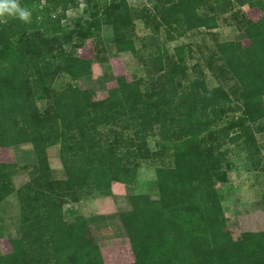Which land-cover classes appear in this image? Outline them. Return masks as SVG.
<instances>
[{
  "label": "trees",
  "instance_id": "16d2710c",
  "mask_svg": "<svg viewBox=\"0 0 264 264\" xmlns=\"http://www.w3.org/2000/svg\"><path fill=\"white\" fill-rule=\"evenodd\" d=\"M237 1L259 7L263 17L253 21L242 13L249 45L218 44L223 61L214 69L218 85L210 88L199 77L184 86L175 77L181 68L174 65L171 80L157 94L143 95L131 81L101 101L88 90L50 88L59 69L77 78V70L87 73L89 65L47 44L51 34L66 31L60 22L50 31L41 25L43 31L30 39L1 24L0 147L32 143L38 173L16 190L8 163L2 164L0 205L12 195L19 199L21 235L12 240L10 253L0 255V264H103L87 222L67 220L64 204L103 192L104 183L133 184L142 161L153 155L147 138L157 127L173 158L157 171L159 195L132 194L131 209L120 213L133 264H264V229L234 237L217 189L228 181L231 166L225 144H255V127L264 120V0ZM206 5L214 8L208 0H156L140 9L129 0L93 2L89 10L95 22L77 34L93 36L105 12L113 20L117 50L135 51L136 20L153 33L164 29L172 40L213 25L214 15L203 12ZM123 129L133 135L127 137ZM55 144L66 172L61 180L53 179L48 153Z\"/></svg>",
  "mask_w": 264,
  "mask_h": 264
},
{
  "label": "rangeland",
  "instance_id": "374dc122",
  "mask_svg": "<svg viewBox=\"0 0 264 264\" xmlns=\"http://www.w3.org/2000/svg\"><path fill=\"white\" fill-rule=\"evenodd\" d=\"M101 1L20 0L21 6L31 12L29 22L6 16L3 18L6 22H0V26L7 25L13 31L20 29L30 39L39 32L41 25L50 31L60 22L66 31L51 34L46 40L47 44L57 53L66 52L72 57L86 59L89 65L84 63L87 73L82 74L81 69L77 70V78L67 70L59 69L50 88L58 91H69L71 87L88 90L94 100L101 101L118 91L122 84L131 81L138 82L143 95L157 94L162 85L171 80V67L174 65L181 68L175 77L184 86L199 77L205 78L210 88L218 85L214 69L223 63L218 44L240 41L249 45L251 40L243 30L242 13L253 21L263 17V10L259 7L248 4L242 7L237 0H208L214 8L206 5L203 12L214 15L212 26L185 31L168 40L164 29L159 30L158 34L153 33L140 20H136L132 31L136 50L120 52L115 46L113 20L108 13L102 12L100 15L101 27L93 36L82 38L77 34L79 30L93 25L95 19L89 5ZM155 2L129 0L133 9L152 7ZM160 59H163V65ZM102 130L107 132L110 128L104 127ZM122 132L127 137L133 135L129 129ZM254 135L255 144L252 142L250 147L245 140L225 144L231 166L228 181L217 184L227 227L234 237H240L245 231L264 229V120L255 127ZM147 148L153 155L142 161L133 184L104 183L101 184L103 192L98 191L76 202L67 201L64 204L67 220L81 217L87 222L89 234L100 248L103 264H133L136 260L120 213L131 209L129 196L132 194L146 193L158 197L157 171L173 160L160 141L158 127L147 138ZM48 153L53 179H65L59 144L50 146ZM4 162L12 171L13 188L16 190L38 173L37 155L32 143L0 147V170ZM20 207L21 202L15 195L8 198L6 206L0 205V218H5L0 219V255L10 253L13 250L12 240L21 235Z\"/></svg>",
  "mask_w": 264,
  "mask_h": 264
},
{
  "label": "clouds",
  "instance_id": "9594fccd",
  "mask_svg": "<svg viewBox=\"0 0 264 264\" xmlns=\"http://www.w3.org/2000/svg\"><path fill=\"white\" fill-rule=\"evenodd\" d=\"M6 16L29 22L31 12L26 7L21 6L20 0H0V22H6L3 20Z\"/></svg>",
  "mask_w": 264,
  "mask_h": 264
}]
</instances>
